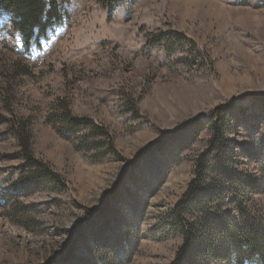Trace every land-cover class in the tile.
Instances as JSON below:
<instances>
[{
	"label": "rangeland",
	"instance_id": "1",
	"mask_svg": "<svg viewBox=\"0 0 264 264\" xmlns=\"http://www.w3.org/2000/svg\"><path fill=\"white\" fill-rule=\"evenodd\" d=\"M59 3L28 46L0 16V264H171L189 229L258 264L231 227L264 233V0Z\"/></svg>",
	"mask_w": 264,
	"mask_h": 264
},
{
	"label": "trees",
	"instance_id": "2",
	"mask_svg": "<svg viewBox=\"0 0 264 264\" xmlns=\"http://www.w3.org/2000/svg\"><path fill=\"white\" fill-rule=\"evenodd\" d=\"M101 1L104 4L115 5L120 0ZM241 2H247V0H241ZM5 12L13 16V23L25 38L27 46L33 42H39L41 35H45L48 29L63 20V10L59 0H0V16ZM205 192L206 188L201 181H193L173 213L176 220L183 222L182 213L193 210L191 206L200 202L201 197L206 199ZM231 228L236 250L254 251L252 255L257 256L256 262L264 264V233L260 228L252 225L248 233L235 225H232ZM192 230L189 229L185 232V245L179 249L177 257L171 264H198L197 251L200 249V243Z\"/></svg>",
	"mask_w": 264,
	"mask_h": 264
}]
</instances>
